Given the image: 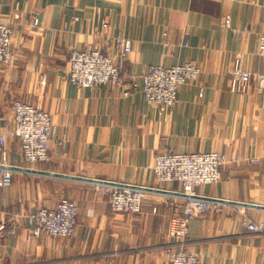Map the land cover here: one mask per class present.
Instances as JSON below:
<instances>
[{
    "label": "crops",
    "instance_id": "0c3cea01",
    "mask_svg": "<svg viewBox=\"0 0 264 264\" xmlns=\"http://www.w3.org/2000/svg\"><path fill=\"white\" fill-rule=\"evenodd\" d=\"M0 21L14 29V59L0 65V134L13 126L15 99L52 115L46 161L29 165L18 139L7 137L9 166L38 172L12 168L0 219L16 220L17 228L0 241V264H164L173 242L171 200L182 196L179 182L159 183L148 167L165 151L227 158L221 181L198 193L231 202L191 219L187 249L207 264H264L263 98L255 85L229 90L236 60L264 72L257 52L264 0H0ZM117 35L133 41L122 63L127 84L150 65L187 61L202 67L199 80L182 85L179 103L162 111L146 101L142 85L126 96L119 85L80 87L67 78L71 51L117 56ZM92 180L157 190H149L141 213L115 212ZM63 198L78 205L74 234L28 235V215ZM244 212L263 230H248Z\"/></svg>",
    "mask_w": 264,
    "mask_h": 264
},
{
    "label": "built area",
    "instance_id": "2783aa9c",
    "mask_svg": "<svg viewBox=\"0 0 264 264\" xmlns=\"http://www.w3.org/2000/svg\"><path fill=\"white\" fill-rule=\"evenodd\" d=\"M227 15L225 22L230 24ZM108 27L109 23H105ZM13 26L0 21V65L11 63L13 52ZM118 54L112 55L101 48L74 49L69 56L67 78L80 87L101 84L119 85L124 95L142 85L146 101L162 111L176 106L180 87L199 80L202 67L193 61L166 66L162 63L150 65L142 75H133L129 84L122 77V63L133 49V42L124 35L114 37ZM257 52L264 57V30L260 34ZM255 85L263 98L264 72L252 73L242 68L236 61L230 72L229 90L247 93ZM204 88H202V91ZM12 128L5 127L0 134V214L2 213L3 191L13 183L14 170L9 167L7 157L9 147L7 137L15 136L29 165L48 160L52 139V115L22 99H15L11 105ZM227 158L217 151H195L178 153L165 151L155 156L148 164L155 171L159 183L177 181L181 184L180 198H172L174 213L170 219L169 235L173 239L168 248L169 259L164 264H207L187 249L190 221L197 215L220 212L224 202L219 199L200 196L198 186L217 184L221 181V168ZM134 184L99 183L95 192L104 197L115 212L141 213L149 187ZM154 188V187H153ZM78 205L76 201L63 198L55 208H40L28 215L26 231L28 235L39 236L47 233L57 238L71 237L76 228ZM242 222L250 231H262L263 224L255 223L247 213ZM17 227L16 220L0 219V241Z\"/></svg>",
    "mask_w": 264,
    "mask_h": 264
},
{
    "label": "water",
    "instance_id": "95a60500",
    "mask_svg": "<svg viewBox=\"0 0 264 264\" xmlns=\"http://www.w3.org/2000/svg\"><path fill=\"white\" fill-rule=\"evenodd\" d=\"M10 168H20V169H24L26 171H37L38 170H35V169H30V168H23V167H14V166H9ZM41 173H44V174H51V175H57V176H64V177H69L70 175H66V174H62V173H56V172H47V171H39ZM72 177V176H71ZM76 178H82V177H76ZM94 182H99V183H115V182H111V181H103V180H92ZM142 188H145V187H142ZM145 189H148V190H157L155 188H145ZM220 201L222 202H231V201H225V200H222V199H219Z\"/></svg>",
    "mask_w": 264,
    "mask_h": 264
},
{
    "label": "rangeland",
    "instance_id": "374dc122",
    "mask_svg": "<svg viewBox=\"0 0 264 264\" xmlns=\"http://www.w3.org/2000/svg\"><path fill=\"white\" fill-rule=\"evenodd\" d=\"M13 33H14V32H13ZM13 36H14V34H13ZM128 38H129V37H128ZM131 40H132V39H131ZM132 42H133V41H132ZM129 54H130V53H129ZM236 61H240V63H241V60H239V59L236 60ZM231 71H232V70H231ZM247 71H248V70H247ZM196 82H197V81H196ZM13 183H14V177H13ZM13 183H12V184H13ZM198 187H200V186H198ZM198 187H197V190H198ZM248 216H249V215H248ZM249 218H250V217H249ZM250 219H251V218H250ZM251 220H252V219H251ZM16 228H17V227H15V229L12 230L11 227H9V229L11 230L10 233H15V232H16ZM25 229H26V227H25ZM10 233H9V234H10ZM191 253H192V252H191Z\"/></svg>",
    "mask_w": 264,
    "mask_h": 264
}]
</instances>
